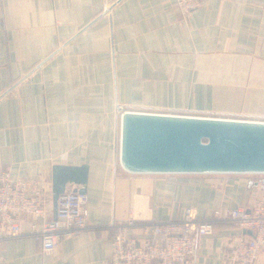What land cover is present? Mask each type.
Wrapping results in <instances>:
<instances>
[{
  "label": "crops",
  "instance_id": "obj_1",
  "mask_svg": "<svg viewBox=\"0 0 264 264\" xmlns=\"http://www.w3.org/2000/svg\"><path fill=\"white\" fill-rule=\"evenodd\" d=\"M200 2L183 22L175 0H0V171L48 183L55 164L88 167L86 228L50 252L28 233L2 239L0 264H105L113 221L186 207L220 212L195 264H225L246 234L226 210L264 199V174L129 173L118 160L116 103L264 121V0Z\"/></svg>",
  "mask_w": 264,
  "mask_h": 264
},
{
  "label": "built area",
  "instance_id": "obj_2",
  "mask_svg": "<svg viewBox=\"0 0 264 264\" xmlns=\"http://www.w3.org/2000/svg\"><path fill=\"white\" fill-rule=\"evenodd\" d=\"M200 5V0H175V9L183 22ZM125 110L132 109L115 104L119 122ZM86 202L84 192L67 185L58 197L53 218L51 180L44 183L35 178L12 177L4 169L0 171V240L28 233L44 252H50L61 240L77 236L86 228ZM27 217L31 219L30 227L24 231L22 224ZM221 217L216 210L212 218L199 219L194 208L186 207L177 219L137 223L128 217L113 221L105 264H195L197 237L213 234L215 219ZM224 219L251 231V235L238 237L225 255V264H254L264 250V199L255 200L249 207L227 209Z\"/></svg>",
  "mask_w": 264,
  "mask_h": 264
},
{
  "label": "water",
  "instance_id": "obj_3",
  "mask_svg": "<svg viewBox=\"0 0 264 264\" xmlns=\"http://www.w3.org/2000/svg\"><path fill=\"white\" fill-rule=\"evenodd\" d=\"M118 160L129 173L264 174V121L125 110ZM87 172L86 165L52 166L53 218L67 185L85 193Z\"/></svg>",
  "mask_w": 264,
  "mask_h": 264
},
{
  "label": "rangeland",
  "instance_id": "obj_4",
  "mask_svg": "<svg viewBox=\"0 0 264 264\" xmlns=\"http://www.w3.org/2000/svg\"><path fill=\"white\" fill-rule=\"evenodd\" d=\"M262 176H264V175H262Z\"/></svg>",
  "mask_w": 264,
  "mask_h": 264
}]
</instances>
